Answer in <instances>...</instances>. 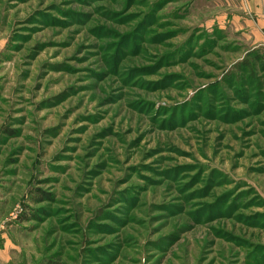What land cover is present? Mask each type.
Wrapping results in <instances>:
<instances>
[{
	"label": "rangeland",
	"instance_id": "rangeland-1",
	"mask_svg": "<svg viewBox=\"0 0 264 264\" xmlns=\"http://www.w3.org/2000/svg\"><path fill=\"white\" fill-rule=\"evenodd\" d=\"M220 1L0 0V264H264V42Z\"/></svg>",
	"mask_w": 264,
	"mask_h": 264
},
{
	"label": "crops",
	"instance_id": "crops-1",
	"mask_svg": "<svg viewBox=\"0 0 264 264\" xmlns=\"http://www.w3.org/2000/svg\"><path fill=\"white\" fill-rule=\"evenodd\" d=\"M219 3L220 8L231 11L234 20L241 21L259 41L264 42V0H221Z\"/></svg>",
	"mask_w": 264,
	"mask_h": 264
},
{
	"label": "trees",
	"instance_id": "trees-1",
	"mask_svg": "<svg viewBox=\"0 0 264 264\" xmlns=\"http://www.w3.org/2000/svg\"><path fill=\"white\" fill-rule=\"evenodd\" d=\"M35 199L36 200H38V199L41 200V199H43V197L36 195ZM31 216H34V214L31 213ZM29 217H30L29 215H22V217H20V218H22L21 220H26ZM43 264H64V263H62L59 260H51V259H49V260L44 261Z\"/></svg>",
	"mask_w": 264,
	"mask_h": 264
}]
</instances>
